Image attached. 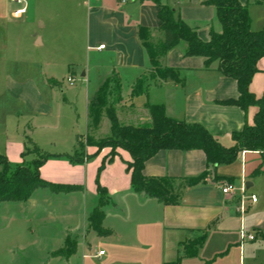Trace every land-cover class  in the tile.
<instances>
[{
	"label": "crops",
	"instance_id": "0c3cea01",
	"mask_svg": "<svg viewBox=\"0 0 264 264\" xmlns=\"http://www.w3.org/2000/svg\"><path fill=\"white\" fill-rule=\"evenodd\" d=\"M158 1L195 28L203 42L209 40L210 31H221L215 10L205 5L206 2ZM48 2L54 6L57 0ZM239 2L247 6L245 0ZM59 3H62V11L49 15V21L66 18L65 8L70 10L67 17L72 19L73 28L76 29L77 20H84V48L79 53L77 48L64 47L62 51L66 56L61 58L63 64L58 63L67 66L68 77L74 78L75 69L81 77L79 93L84 94L83 125L76 130L72 126L61 127L57 121L47 125L37 122L57 119L52 104L56 89L63 94L66 88L76 87V80L73 86L66 82L63 87L56 76L50 74L43 80L44 89L41 88L36 78L41 75L40 61L31 56L23 59L19 46L14 50L9 47L8 40L17 29V22L30 24L37 19L36 23L42 29L47 25L43 18H34V13L30 18L31 1L14 5L8 0H0V147L5 148L6 158L22 163L21 154L25 147L20 135L8 137L6 133L3 137V107L7 113L9 103L14 117L35 123L31 136L42 152L73 157L80 153L78 136L85 143L82 158L86 160L82 163H73L68 158H52L39 169L44 181L80 186L82 191L55 194L40 188L24 203L39 224L62 223V231L52 239L53 246L45 251L43 264H172L177 260L179 264H264V225H247V212L240 215L237 197L222 193L225 183L234 186L260 166L258 152L244 151L233 163L211 168L204 183L183 189L176 205L165 206L132 191L126 166L131 160L128 152L117 149V154L110 159V148L96 147L97 142L110 136V125L103 121L95 130L90 127L89 103L110 81H116L121 93L129 96L136 83L148 75L150 65L138 37V28L149 29L153 40L162 38L158 32V6L147 0H126L125 3L121 0H58ZM256 4L264 7V0H256ZM19 8H24L25 13L16 18L13 12ZM248 14L250 18L249 11ZM250 21L251 30L259 31L253 27L252 19ZM31 36L32 47L45 48L50 53L55 49L47 44L43 35L33 32ZM101 45L104 49L99 50ZM9 49L14 51L13 55L9 56ZM50 55L48 63L55 64L59 56ZM161 65L178 70L179 81L152 82L143 96L146 104L162 106L169 118L200 125L223 147H231V136L253 123L255 107L243 111L237 106L222 104L238 97L236 81L221 75L215 65L205 70L202 58L184 57L182 44L173 48ZM257 69L249 90L260 97L264 94V58L258 61ZM102 164L104 167L99 172ZM206 169V158L200 150H160L144 163L143 176L179 180L198 176ZM261 170L257 176H264V165ZM96 181L106 189L110 198V203L102 208L101 228L106 235H97L88 228V217L98 206ZM246 184L252 187V183ZM46 197L56 203L47 204ZM41 198L45 199L43 203ZM257 205L258 199L253 206ZM241 227L253 234L255 240L241 243ZM198 234L205 236L203 245L195 257H185L184 245ZM67 239L74 243L73 252L53 257V253L65 247ZM99 252L104 254L99 256Z\"/></svg>",
	"mask_w": 264,
	"mask_h": 264
},
{
	"label": "trees",
	"instance_id": "16d2710c",
	"mask_svg": "<svg viewBox=\"0 0 264 264\" xmlns=\"http://www.w3.org/2000/svg\"><path fill=\"white\" fill-rule=\"evenodd\" d=\"M147 1H152L158 6L157 19L160 22L158 32L162 38L153 40L149 29L138 28V37L148 58L150 71L147 76L136 83L138 87L133 92V96H145L152 82L156 80L179 81L178 70L162 66L161 61L173 48L182 44L184 57L202 58L205 70H210L215 65L216 71L221 75L236 81L238 97L224 101L222 104L237 106L243 111L249 107H255L253 123L245 125L242 131L231 136L233 141L231 147H223L200 125L186 124L183 121L169 118L165 115L162 106L147 104L150 124L136 127L119 125L116 118L109 114L110 136L97 142L96 147L98 149L110 148V159L117 154V149L128 152L131 160L126 162V166L130 174L132 191L144 194L165 206L176 205L183 189L204 183L211 168L233 163L244 151L260 154L261 164L251 176L261 174V168L264 165V94L260 97L255 96L250 92L249 85L253 76L258 72V61L264 58V29L251 30L247 6L242 5L239 0H208L205 5L215 10L221 31H210L209 40L203 42L198 38L196 29L183 22L169 6L160 5L158 0ZM111 82L116 81L109 83ZM143 82H147L145 87H143ZM106 85L108 83L104 86ZM103 103L98 95L89 103V120L94 115V108L102 106ZM81 138L78 136L77 145L80 153L73 157L42 152L31 141L26 142L21 154L22 163L18 166L12 167L7 158L0 155V204L26 202L40 188L49 189L55 194L82 191L80 186L46 182L39 175L40 167L52 158H68L73 163H82L86 160L82 158L85 143ZM160 150H200L205 155L207 169L198 176L179 180L167 177H144V163ZM32 155H36L35 158L25 166V158ZM103 167L104 164L99 168V172ZM96 192L98 206L88 217V228L97 235H106L107 232L101 228L104 216L102 208L110 203V198L106 189L101 187L98 181H96ZM204 240L205 236L201 235L198 239L186 243L183 247L184 256L195 257ZM73 249L74 243L67 239L65 247L53 253L52 256L69 255ZM172 264H179V261Z\"/></svg>",
	"mask_w": 264,
	"mask_h": 264
},
{
	"label": "rangeland",
	"instance_id": "374dc122",
	"mask_svg": "<svg viewBox=\"0 0 264 264\" xmlns=\"http://www.w3.org/2000/svg\"><path fill=\"white\" fill-rule=\"evenodd\" d=\"M29 1L33 3L30 18L34 13V18H43L47 27L46 29H42L40 25L36 23L37 19H34L33 22L31 21L32 23L30 24H24V21L17 22V29L8 40L9 47L15 50L19 46L20 56L23 57V59L24 57L31 56L35 60L40 61V68H38L41 75L34 76H36L39 81L41 88L44 89L43 80L47 77L49 78V76H51L50 74H54L56 80L65 87L66 78L70 76V74H68L67 66L65 67L58 63L60 62L63 64L61 58L62 56H66L62 51L64 47L67 48L70 46L75 49L77 48L79 53L82 48H84V20H77V24L74 22L76 24V29L73 28L72 19L67 17L70 10L65 8L63 12L66 13V18L51 22L48 16L55 11H62V3L58 4L57 0V3L53 6L48 2L49 0ZM245 3H247V8L250 12V19L253 21V27L258 28V30L264 29V7L256 4V0H245ZM33 32L43 35L47 44H51L55 49L50 53V50H47V52L45 48L32 47L33 38L31 35ZM71 32L73 34H70ZM13 52L14 51L9 49V56L11 54L13 55ZM49 55L50 57L57 55L60 60L58 58L55 64H49L47 61ZM10 71L11 69H8V72ZM75 71H77V74L74 76L76 80L75 88H66L63 94H61L59 88L56 89V98L53 100L52 104L57 119H46L44 121L39 119L40 121H37L39 124L44 122L47 125L52 124L53 121L55 123L57 121L61 127L72 126L75 130L81 128L83 125L84 94L83 92L79 93L81 77L78 70L75 69ZM146 85L147 82H143V87ZM137 87L138 84L133 87L131 95L126 96L121 93L116 82H111L104 86L103 90L97 94L102 98L104 103L102 106L94 108V115L89 120L90 127L95 130L103 121H107L110 125L109 114L116 118L119 125L136 127L150 124L149 113L146 109L147 104L143 96H133V92ZM45 92H47L46 88ZM46 96L48 97L47 99L50 100V96L48 94H46ZM10 108L13 110L12 105L9 103L6 113V111H4L5 107H3V137L6 133L8 137L20 135L23 137L25 145L27 144L26 142L29 141L33 143L34 141L31 135L33 132V124L35 123L31 121L28 122L26 119L25 121L27 122H24L20 117H14L12 115L13 112H10ZM3 143H5L4 140ZM49 150L55 149L49 148ZM0 155L7 157L4 147H0ZM35 156L36 155L27 156L24 165H29ZM7 160L12 167L21 164L20 160L19 162L13 159L9 160L8 158ZM246 183H252V187L246 189ZM227 184L228 183H225L223 186ZM242 186L245 187L246 196L254 194L258 199V205L256 207L250 205L247 201L245 203L248 209L246 214L247 225L256 223L259 224V226L264 225V176H251L249 174L246 180L243 179L241 182L239 181L234 184V188L237 189V191H240ZM236 194L240 195L239 193ZM42 200L45 199L41 198V202ZM45 202L47 204L50 202L56 203L54 200L50 201L47 197ZM24 203L25 202H5L0 204V264H43L45 262L43 260L45 251L53 246L52 239L54 237L56 238L62 231V223L60 221L39 224ZM247 231L248 230H246V232ZM200 236L201 234H198L195 240ZM236 259L237 257L235 256V260Z\"/></svg>",
	"mask_w": 264,
	"mask_h": 264
},
{
	"label": "built area",
	"instance_id": "2783aa9c",
	"mask_svg": "<svg viewBox=\"0 0 264 264\" xmlns=\"http://www.w3.org/2000/svg\"><path fill=\"white\" fill-rule=\"evenodd\" d=\"M8 1L10 3L16 4V5H22L25 0H8ZM198 1L201 2V3H204V2H206L208 0H198ZM121 2L125 3L126 0H121ZM24 13H25V9L24 8H19V9L15 10L13 12V16L17 18V17H20L21 15H23ZM98 49L99 50L104 49V46L101 45V46H99ZM66 82L70 86H73L74 83H75V79L73 77H68L66 79ZM245 187L242 186L241 190L237 191V189H235L234 186L227 184L222 189V193L223 194L232 195V196H236L237 197L238 211H239L241 216H243L248 210L246 208V206H245L246 201L252 206L255 205L256 202H257V197L254 194H250V195L246 196ZM236 193H239L240 195H237ZM239 238H240L241 243H243V242H251V241L255 240L254 235L247 233L243 227L240 228ZM103 254H104V252H99L98 253L99 256H102Z\"/></svg>",
	"mask_w": 264,
	"mask_h": 264
},
{
	"label": "water",
	"instance_id": "95a60500",
	"mask_svg": "<svg viewBox=\"0 0 264 264\" xmlns=\"http://www.w3.org/2000/svg\"><path fill=\"white\" fill-rule=\"evenodd\" d=\"M245 186H246V189H248L250 185L249 184H246Z\"/></svg>",
	"mask_w": 264,
	"mask_h": 264
}]
</instances>
